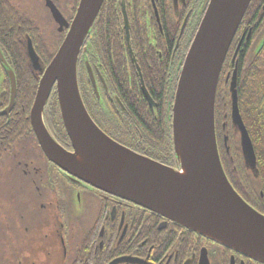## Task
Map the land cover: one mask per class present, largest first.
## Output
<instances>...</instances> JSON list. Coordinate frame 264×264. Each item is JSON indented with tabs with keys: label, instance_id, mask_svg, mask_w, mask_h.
I'll return each instance as SVG.
<instances>
[{
	"label": "flooded vegetation",
	"instance_id": "af4514ba",
	"mask_svg": "<svg viewBox=\"0 0 264 264\" xmlns=\"http://www.w3.org/2000/svg\"><path fill=\"white\" fill-rule=\"evenodd\" d=\"M107 1L78 58L84 104L115 141L179 169L178 161L165 157L174 151L173 105L205 0ZM79 3L0 0V264H261L72 177L47 157L32 108ZM244 39L245 33L241 44ZM43 117L53 138L73 152L56 85ZM149 131L161 138L165 157L148 152Z\"/></svg>",
	"mask_w": 264,
	"mask_h": 264
},
{
	"label": "water",
	"instance_id": "95a60500",
	"mask_svg": "<svg viewBox=\"0 0 264 264\" xmlns=\"http://www.w3.org/2000/svg\"><path fill=\"white\" fill-rule=\"evenodd\" d=\"M104 1L80 0L71 25L66 23L69 32L40 80L31 123L43 151L72 177L264 264V214L230 182L219 152L215 118L221 71L252 0H205L207 8L183 64L173 105V144L179 169L115 141L86 109L77 64ZM56 11L53 8L57 17ZM263 46L264 36L257 50ZM31 58H38L35 52ZM237 83L238 63L230 83L232 123L240 134L245 164L257 173V156L241 115ZM55 85L73 152L53 138L44 121V108ZM144 91L153 104L145 87Z\"/></svg>",
	"mask_w": 264,
	"mask_h": 264
},
{
	"label": "trees",
	"instance_id": "16d2710c",
	"mask_svg": "<svg viewBox=\"0 0 264 264\" xmlns=\"http://www.w3.org/2000/svg\"><path fill=\"white\" fill-rule=\"evenodd\" d=\"M104 6L105 8L109 7L107 0L104 2ZM263 6L264 0L251 1L232 42L219 79L215 118L219 152L230 182L247 202L264 212V107L260 105L264 98V46L257 50L260 44L259 40L264 36ZM243 33H245V39L237 55L239 67L237 89L241 114L257 154L259 173L256 178L245 165L240 136L232 125L231 97L229 83L226 81L227 75L232 73L235 66L232 63V58ZM248 35L250 37L247 40ZM135 47L137 50V46ZM160 90L164 91V88ZM226 137H228L227 144ZM160 139L154 137L149 131L146 141L147 145H150L148 152L152 156L163 158L167 154L161 151L163 149L159 145ZM151 148L152 151H150ZM171 154L172 157L165 158L168 160L172 158L176 161L172 147Z\"/></svg>",
	"mask_w": 264,
	"mask_h": 264
},
{
	"label": "rangeland",
	"instance_id": "374dc122",
	"mask_svg": "<svg viewBox=\"0 0 264 264\" xmlns=\"http://www.w3.org/2000/svg\"><path fill=\"white\" fill-rule=\"evenodd\" d=\"M219 142V141H218ZM219 144V143H218ZM226 144H227V142H226ZM254 174V173H253Z\"/></svg>",
	"mask_w": 264,
	"mask_h": 264
}]
</instances>
